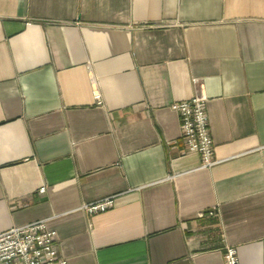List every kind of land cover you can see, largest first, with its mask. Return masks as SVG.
I'll list each match as a JSON object with an SVG mask.
<instances>
[{
  "label": "crops",
  "instance_id": "0c3cea01",
  "mask_svg": "<svg viewBox=\"0 0 264 264\" xmlns=\"http://www.w3.org/2000/svg\"><path fill=\"white\" fill-rule=\"evenodd\" d=\"M42 220L67 264H264V0H0V233Z\"/></svg>",
  "mask_w": 264,
  "mask_h": 264
},
{
  "label": "built area",
  "instance_id": "2783aa9c",
  "mask_svg": "<svg viewBox=\"0 0 264 264\" xmlns=\"http://www.w3.org/2000/svg\"><path fill=\"white\" fill-rule=\"evenodd\" d=\"M198 83V80H194ZM93 96L101 105L100 94L93 89ZM207 97L204 90L189 100L177 101L171 109L179 119L180 142L184 153H197L201 167L210 168L214 159V143L211 137L206 110ZM112 206L111 200H104L85 206L91 213L101 212ZM223 264H239L237 250L232 246L225 248ZM0 264H67L59 258L55 246V236L47 228L45 221H36L0 233Z\"/></svg>",
  "mask_w": 264,
  "mask_h": 264
}]
</instances>
